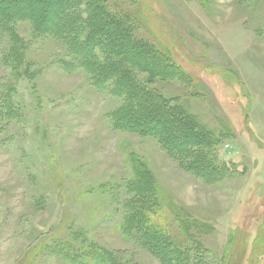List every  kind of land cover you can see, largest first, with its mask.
I'll list each match as a JSON object with an SVG mask.
<instances>
[{"label":"rangeland","instance_id":"obj_1","mask_svg":"<svg viewBox=\"0 0 264 264\" xmlns=\"http://www.w3.org/2000/svg\"><path fill=\"white\" fill-rule=\"evenodd\" d=\"M106 2L184 73L132 71L220 137L208 154L221 175L114 130L126 99L92 85L63 42L13 23L0 31V264H162L123 231L140 195V218L190 263L264 264V0Z\"/></svg>","mask_w":264,"mask_h":264},{"label":"trees","instance_id":"obj_2","mask_svg":"<svg viewBox=\"0 0 264 264\" xmlns=\"http://www.w3.org/2000/svg\"><path fill=\"white\" fill-rule=\"evenodd\" d=\"M108 9L106 0H0V31L9 32V25L26 21L35 33L63 42L76 57L78 68L89 74L92 85L102 90H111L112 85L111 93L126 99L125 107L112 114L114 130L155 139L180 167L197 177L209 181L221 175L208 154L219 145L220 137L185 106L137 83L132 71L145 73L149 82L173 80L184 73L163 52L135 39L131 27ZM9 110L12 115V107ZM146 205L141 195L133 199L131 215L123 225L125 236L148 248L162 264H192L184 249L174 248L140 218ZM76 259L85 262L84 257ZM98 259L107 261L110 256Z\"/></svg>","mask_w":264,"mask_h":264}]
</instances>
